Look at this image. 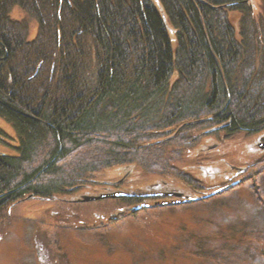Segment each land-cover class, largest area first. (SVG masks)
Segmentation results:
<instances>
[{
    "label": "trees",
    "instance_id": "obj_1",
    "mask_svg": "<svg viewBox=\"0 0 264 264\" xmlns=\"http://www.w3.org/2000/svg\"><path fill=\"white\" fill-rule=\"evenodd\" d=\"M250 2L0 0V119L13 130L0 124V212L77 199L116 166L180 177L196 130H264V17ZM124 200L135 212L143 199Z\"/></svg>",
    "mask_w": 264,
    "mask_h": 264
},
{
    "label": "rangeland",
    "instance_id": "obj_2",
    "mask_svg": "<svg viewBox=\"0 0 264 264\" xmlns=\"http://www.w3.org/2000/svg\"><path fill=\"white\" fill-rule=\"evenodd\" d=\"M250 4L256 19L264 17V0ZM230 16L239 37L242 15ZM11 17L21 21L26 14L16 6ZM38 29L31 21V39ZM211 131H194L199 140L173 163L180 177L116 166L93 174L77 199L30 196L5 208L0 264H264V167L251 168L264 157V130ZM114 191L130 196L81 200ZM131 197L143 199L135 212L124 200Z\"/></svg>",
    "mask_w": 264,
    "mask_h": 264
},
{
    "label": "water",
    "instance_id": "obj_3",
    "mask_svg": "<svg viewBox=\"0 0 264 264\" xmlns=\"http://www.w3.org/2000/svg\"><path fill=\"white\" fill-rule=\"evenodd\" d=\"M263 143H260V146L262 148H264V137L262 138ZM238 172L242 171L243 169L238 168L237 169ZM170 195H174V196H182L183 194L180 192H172L170 193ZM130 196V194L128 192H124V191H114V192H110V193H104V194H100V195H86L84 196L81 200L82 201H92V200H98V199H104V198H123V197H127ZM140 206L137 207V209H139Z\"/></svg>",
    "mask_w": 264,
    "mask_h": 264
},
{
    "label": "flooded vegetation",
    "instance_id": "obj_4",
    "mask_svg": "<svg viewBox=\"0 0 264 264\" xmlns=\"http://www.w3.org/2000/svg\"><path fill=\"white\" fill-rule=\"evenodd\" d=\"M262 138H263V137H262ZM149 191H160L161 194L164 193L163 190H158V189H156V188H150ZM165 193H166V192H165ZM151 194H152V193H151ZM149 195H150V194H149ZM142 196H144V195H142ZM144 197H145V196H144ZM146 197H147V196H146ZM150 198H154V197H151V196L149 197V196H148V199H150ZM164 202H166V203L168 204L167 201H164Z\"/></svg>",
    "mask_w": 264,
    "mask_h": 264
},
{
    "label": "bare ground",
    "instance_id": "obj_5",
    "mask_svg": "<svg viewBox=\"0 0 264 264\" xmlns=\"http://www.w3.org/2000/svg\"><path fill=\"white\" fill-rule=\"evenodd\" d=\"M12 11H13V10H12ZM12 11H11V13H12ZM19 21H20V20H19ZM29 33H30V32H29ZM29 40H33V39L30 38V34H29Z\"/></svg>",
    "mask_w": 264,
    "mask_h": 264
}]
</instances>
